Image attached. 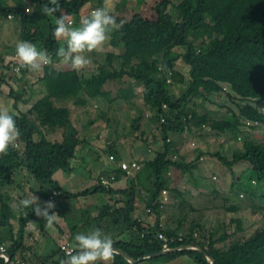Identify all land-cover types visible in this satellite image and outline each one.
Masks as SVG:
<instances>
[{"label": "trees", "instance_id": "trees-1", "mask_svg": "<svg viewBox=\"0 0 264 264\" xmlns=\"http://www.w3.org/2000/svg\"><path fill=\"white\" fill-rule=\"evenodd\" d=\"M46 2L47 0H34L39 9ZM105 2L106 0H60V11L52 17L56 19L67 14L77 22L84 6L95 3L96 9L104 7ZM158 2L154 7L155 20L151 34L134 37L137 30H134L133 25L124 35L121 32L115 39L120 50L119 57L115 61H108V64L102 57H97L96 59L101 58L102 64L88 78L79 75L77 71L59 72L45 66L42 70L44 95L26 113L11 114L22 133L19 141L9 147L8 154L0 156V208L2 206L1 209L7 211L6 216L0 218V227H9L8 255L11 264H59L60 259L65 257L60 246L48 256H38L32 252L31 247L23 243L29 221L34 222V226L41 231L46 224L42 218L35 216L31 208L24 210L27 211L26 217L24 211L8 209L11 202L17 203L19 199L25 198L23 195L13 196V190L18 189L20 192L23 189L21 183L29 186L30 180L38 187L37 191L30 189V193H35L42 202L79 199L97 193L114 199L119 197L112 204L95 208L94 216L90 215L89 210L80 225L81 230L78 222L73 219L65 220L70 231V248L77 233L100 229L111 236L116 249L125 252L135 261L159 253L161 246L156 239L157 232L161 231L168 237L176 236L187 218L181 214L187 203L181 200L177 205L180 211L177 216L179 224L175 228L159 226L163 205L158 203V199L168 189V171L173 168L185 173L191 171L195 165L194 162L184 164L178 158L177 151L174 153L173 143L167 141L171 132L180 133L184 126L191 125L198 130L207 127L208 132L200 135V138L204 136L206 142L214 138L212 143L229 137L231 139L227 140L230 142L234 139L240 141L241 135L231 137L230 133L241 132L244 135L240 141L241 146L234 147L236 149L232 151L231 157L227 158L218 151L212 157L231 173L234 165L246 164L249 174L253 173V180L264 185V142H252L247 134L250 130L264 126V117L260 114L264 110V0H180L177 4H172L171 0ZM169 8H172L174 15L169 12ZM0 11L7 18L13 17L19 21L21 40L34 43L39 50H46L52 59L57 57L56 52L62 44L52 35L55 24H51L48 19L44 22L45 15L40 13L34 19V14H28V10L17 6L0 5ZM175 49H180L181 52H176ZM180 66L188 69L189 79L186 89H180L176 94V85L183 81L178 72ZM27 71L21 69L18 77L24 76ZM107 82H117L120 87L127 85L119 89V99L110 101L111 103H130L134 88L142 87V102L150 112L149 121L160 134L162 149L156 151L154 158L145 162L142 169L134 173H137L135 176L125 175L127 186L123 190L111 189V184L118 175L114 170L113 175L105 177L102 174V179L105 180L114 177L108 186L102 185L101 180H98L92 188L79 193H67L53 177L60 171L71 174L74 170L71 163L77 158V151L80 148L84 150L87 145V136H79L72 126L71 110H83L87 108L90 99L104 95L98 93L94 96L93 92H101ZM125 89H128L127 92ZM222 94L220 109L228 110L230 117L212 118L211 112L205 111V108L200 111L196 106V99L206 104L213 102L212 95ZM8 95L13 96L12 91ZM17 102L14 99V105ZM60 102L70 103L59 106ZM191 102L193 107L189 108L188 104ZM228 105H233L236 112L227 109ZM84 112L85 110L82 111ZM86 113V128L104 119L108 128L116 122V117L99 114L97 110H86ZM139 119L140 117L137 121ZM118 125L116 130L121 129L124 124ZM41 129L45 132H61V140H48ZM35 136L38 137L35 139ZM119 136L115 137V141L119 140ZM106 150L109 154L111 149L108 147ZM110 157L116 160L113 155ZM23 171L27 176L23 174L25 180L18 185L15 175ZM137 198H144L146 208H150L155 215L154 226L146 228L136 218ZM254 200L251 196L252 203ZM258 200L264 206V197L260 196ZM234 209L231 207V210ZM52 211L65 216L59 211ZM11 215L17 219V233L9 223ZM85 226H89L88 230H84ZM237 232H241L240 223L236 226ZM230 237L226 233L217 236L212 232L206 236L201 226L191 225L188 241L177 242L176 246L193 242L206 251L214 264H264V225L246 239L236 238L227 247L217 248V244ZM182 256L188 257L195 264H209L202 253L192 250L150 257L138 264L159 259L169 262ZM114 261L113 264H130L118 254ZM3 263L0 259V264Z\"/></svg>", "mask_w": 264, "mask_h": 264}, {"label": "rangeland", "instance_id": "rangeland-1", "mask_svg": "<svg viewBox=\"0 0 264 264\" xmlns=\"http://www.w3.org/2000/svg\"><path fill=\"white\" fill-rule=\"evenodd\" d=\"M120 1L121 0H110V4H109L110 5L109 10L112 12L113 15L116 16L117 22L118 23L121 21L123 22V26L118 31H113L112 33H110L111 40H114L115 37L119 35L121 32L124 34L126 31L130 30V27L132 25L134 27V30H137L134 32V37L137 36L145 37L151 34L154 29L153 27V22L155 20L154 7L159 3L158 2L159 0H122V2ZM171 1L172 4H177L180 0H171ZM0 5L10 6V7L17 6V7H21L22 9L25 8V10L28 11L30 9L31 11H29L28 14H32V15L34 14V19H36L41 13L40 9L37 8V6H35L34 0H0ZM94 8H95V3H90L84 6V8L80 12V17L88 14L89 11ZM169 12L172 15H174V11L172 10V8H169ZM45 18L46 19L44 20V22H46L48 19L50 20L51 24H55V18H53L52 16L45 15ZM129 20L130 22H128ZM75 24L78 25L76 21ZM19 40H21L19 21L17 19H13V17H11V19L7 18L5 14L0 11V63L5 61V65L3 62L4 66L8 65L9 67L10 64L8 63L11 62L12 60L11 58L14 55L15 44ZM102 50H104V45L100 49L94 51L93 53L98 52L99 54H102ZM175 51L181 52L180 49H175ZM4 71L6 70L2 66H0V73ZM29 72L31 73L32 71ZM10 76H12V74H10ZM15 78L16 79H14L13 81L14 84L17 79L25 80L24 76L21 75L20 77H18V74H15ZM2 86L4 85H2V83L0 82V88ZM185 86H186L185 84L181 85L180 89L185 90L186 89ZM10 87L13 90L8 89L7 87L4 86V89H2V95L4 96H0L1 97L0 108H7L9 111L10 109L13 110L11 105L12 104L14 105L15 97L19 96L20 94L19 91H16L18 90V87H14L12 84L10 85ZM10 91H12L13 93V101L11 105H10L9 96L5 94V93H9ZM215 96L219 97V95H214V97ZM221 98L223 99V94ZM222 99L217 101L222 102ZM65 103H70V102H60L58 104L60 106ZM206 106H207L206 109L211 110L209 104H206ZM227 109L234 110L236 112V109L233 105H228ZM80 111L82 112V110ZM214 113L219 115L222 114V116L218 117V119H225L227 117H230L228 110L225 109H219ZM260 114L263 115L264 117V110L263 112L260 111ZM111 117H116V115L113 114ZM86 120H88V118ZM80 121L82 122L83 118H81ZM81 122H78L77 119H74L72 126L73 128L76 129L79 136L82 135L87 136V142L85 143L87 145L85 146L84 150H89V152H92L94 151L93 140H95V138L93 137L94 135H97V130L94 129L95 127L91 129L86 128L87 126L85 127V123H81ZM101 122H100L101 124H99V126L101 125V128H99L101 129V131L99 130L98 131L101 134L99 138L102 137L101 138V141H103L102 146H104L107 137H109V142H110V140L115 139V136L113 137L114 133L113 131L110 130V126L108 130H106V128L108 127L107 125L108 123L106 119L102 120ZM125 128H126L125 125L121 126V129L120 128L118 129L117 135H121L122 134L121 132ZM207 132H208L207 127H205V129H200V130L195 129L189 131V133H187V136L184 139L182 138L178 142L180 144L183 142V145H186L187 148L189 147L193 148L195 152V153L193 152L192 156L190 155L187 159H183V160L181 159L183 155L182 154L180 155L181 156L180 160L184 162V164L189 165L190 163H193L196 160L194 158L198 157L197 154L199 150L194 148L195 144H198L200 146L203 145L206 141L205 140L201 141L202 139L200 138V135H203V133H207ZM127 134L129 135V137H127L128 138L127 141L123 143L126 149L131 148V145H133L135 147L138 146L139 148L143 149V151L145 150L150 151L149 150V148L151 147V145H149L150 141H148V143L145 144L143 147V145H141L138 142L140 135H137V137H135L132 131L130 132L128 131ZM247 134L251 138L250 140H252V142L253 141L256 143L264 142V126H259L257 129L250 130L248 131ZM236 135H241L240 141H242L243 139L242 137H244V135L241 134V132L238 131L237 134H234L233 132L230 133L231 137H235ZM37 137L38 136H35L34 138L36 139ZM133 138L134 139L136 138V140L133 141ZM227 139H231V138L229 137ZM227 139L221 141L223 143V147H220L221 142L219 143L218 141L220 140H218L217 142L212 143L211 147H207L205 150L208 153L210 152L212 154L218 151L220 154L224 155L227 158L231 157L232 151H234V149L236 148H239L241 146V143L238 140L235 141V139L234 141L231 142L230 140L228 141ZM255 139L258 141H256ZM48 140L53 141V139L50 138H48ZM233 142H235L234 144L237 145L235 146ZM160 144L162 145L161 137L159 139V145ZM96 150L97 149H95V151ZM105 151L108 152L107 150ZM105 151L104 149H101L99 153L100 161L98 163H95L96 159L92 158L91 156L84 158L85 160H78V158L74 159L71 164L72 167L75 169V173L72 176H70L66 172L60 171L58 172V174H55L53 180L56 181L62 187V190L66 191L67 193H76L79 192L80 190L84 191L85 189L94 187V185L97 184V180H98L97 178H99L101 173L100 171L105 170L106 168H108L110 163L115 162L109 160L107 153ZM206 151L202 149L201 154L203 155V152ZM83 153H84L83 150L81 151L80 148L77 151L76 157H78L80 154ZM151 156L152 158H154V155L151 154ZM124 161L126 162V164L130 165V157L127 156L126 158H124ZM194 163H195L194 165L195 171L192 173V175L202 174L203 176H205V179L210 181V186H208L207 189L203 190L202 192L197 191L196 189L195 190L191 189L192 187L190 185V182L188 181L187 176H185L186 181H181L174 177L173 179L177 180V182L175 183L176 185H172V188L169 189V185H170L169 181L170 179H172V176L166 175V179L168 181V185H167L168 189L165 190V193L164 194L162 193L160 196L161 200L165 199V203L163 204L164 209L166 207H172L174 203H180L181 200L186 201L187 205L184 207L183 210H181V214L187 217L185 223H183V228L181 230V233L183 235L185 236L188 235L190 230V225L201 226L206 236L211 232L215 233V235L217 234V236L221 235L222 233H226L231 237L225 242H223L222 245L221 244L217 245V248H221V246L227 247L228 244L236 238L240 240L248 238L257 229L261 228L264 225V206L259 204V200H258L260 196L264 197V185L262 183H258L257 181L253 180V173L250 172L249 174V167L245 166L246 164L240 163L234 165L232 167V173H231L222 163L218 162L216 158L209 157L206 160L201 159L200 161H196ZM103 166L105 167L103 168ZM101 167L103 169H101ZM111 167L114 166L112 165ZM79 168L82 170H80ZM15 176H16L15 180L19 185L21 174L17 173ZM213 177L214 180L213 179L211 180V178ZM115 181L113 182V184L115 183ZM31 185L32 184L30 183L29 186ZM19 195L20 194L18 193L16 196ZM140 196L142 197V195ZM251 196L255 198L254 203H252L251 201ZM115 199L117 198L115 197ZM115 199L114 197L111 198L108 195L97 193V194H90L87 197H81L79 199H66V201L64 202L61 201L62 203H59V201L56 202L51 201L54 202L56 210L65 215L63 217L62 215L60 216L58 212H56V214L59 216L57 220V224L61 226L63 224V227L67 232L65 237L63 236V238L60 237L58 238L60 240V244L58 245L61 247L62 245H67L70 242V240L68 241V236H70L69 226L67 225L65 220L73 219L75 222L79 223L78 226L80 228V225L83 223L84 216L87 215V212L85 210H90L91 212L90 215L94 216L96 215V212L95 209H93V206L95 208H99L107 203L112 204L114 203L113 200ZM41 202L42 201H39L40 204H42ZM141 203L143 204V202ZM10 205L14 206L15 204L14 203L8 204V209L11 210L12 206ZM84 206L85 208L83 209ZM231 207H234L235 209L231 210ZM1 208L3 209L2 206ZM1 208H0V218H2V216H6L7 214V211H3ZM4 208L7 209L5 206ZM142 209L143 208L139 209L141 218L143 216L145 220H149L151 216L152 220L154 219L153 217L154 214L147 215L145 212L142 211ZM179 212L180 211L177 210L176 216L179 215L178 214ZM172 213H174V211L170 210V214ZM239 223L241 224V232L236 233V226ZM178 224L179 222L176 218L173 227L177 226ZM88 227L89 226H85L84 230H88ZM35 230L39 231L37 227H35ZM47 247L50 249L55 248L53 242L50 241L47 242ZM178 261L187 262L188 260L185 257H183L180 258ZM147 264H163V263L161 259H159L157 261L153 260L151 262H148Z\"/></svg>", "mask_w": 264, "mask_h": 264}, {"label": "crops", "instance_id": "crops-1", "mask_svg": "<svg viewBox=\"0 0 264 264\" xmlns=\"http://www.w3.org/2000/svg\"><path fill=\"white\" fill-rule=\"evenodd\" d=\"M120 2H122V0ZM109 4H110V0H106V2L104 4V8H106L109 12H111L109 10V8H110ZM120 8H121V5H120ZM79 20L77 21V24L79 23ZM74 22H75V20H74ZM128 22H130V20ZM122 35H124V34H122ZM115 39H116V37H115ZM115 39L111 40V38H110L109 41H106V45L104 44V50H102V54H99L98 52L97 53H91L90 56L92 59V63L87 68L79 71L78 72L79 75L83 76L84 78L90 77L96 71L97 67L102 64L101 58L96 59L97 57H102V60L104 59L106 64H108V61H112L115 58L119 57L120 50H119V47H118ZM61 44H63L62 41H61ZM113 50H115V51H113ZM11 59L13 60V57ZM51 60H52V63L48 66L52 67L55 71H59V72L72 71L69 67H67L66 65H64L61 62V60L58 56L53 58V59L51 58ZM3 62L5 65V61H3ZM3 62L0 63V66H2L6 71L0 73V78H1L0 82L2 83V85L7 87L8 89H12L10 87L11 84L14 87H18V90H16V91H19V93H20L19 96L15 97V99L18 100L17 105L16 104L11 105V103L13 101V96L11 97L10 95H8L10 92L5 93L6 95L9 96L10 105L13 108V110L10 109L9 112H10V114H14V115H18V113H20V114L26 113L31 108V106L38 99H40L45 93V86H44V83L42 81L43 71L30 73L28 70L27 73L24 75L25 80L17 79L15 84H14L13 81H14V79H16L15 74L13 73V70L10 67V65H9V67L11 69L8 67V65L4 66ZM179 68H181V66ZM109 72L111 73L110 70H109ZM178 72L180 73V76L183 77V81H181L180 83H178L176 85V87H178L175 90L176 94L180 91L181 85L185 84L186 85L185 87H187V83H188V79H189L187 68H181L178 70ZM10 74H12V76H10ZM4 86H2L0 88V96H4V95H2V89H4ZM120 86L121 85L117 82H107L104 85V87L102 88L101 92H96V93L93 92L94 96H95V94H98V93H104V95L99 96V97L97 96L95 99L94 98L90 99V102H89L87 108L85 107V109L82 110V111L85 110L84 113L79 111V109L78 110H76V109L71 110L72 111V113H71L72 121L74 119H77L78 122H80V119L83 118V121L81 123H84V117H88L86 115L87 114L86 110H91V111L97 110V111H99V114H102V115H106V114L107 115L109 114L110 116H112L113 114L116 115V122H114L110 127V130L113 131V133H114L113 137L114 136L116 137V135H117L118 130H116V128H118V126H119L118 124H124L126 126V128L123 130L122 134L119 136V140L115 141V139H114L113 142H112V140H110V142H109V137H107L105 145L102 146V143H103V141H101L102 137L99 138L101 136V134L99 133V131H101V129H99V128H101V125L99 126V124H101V123L98 122V123L91 124L89 129L95 127L94 129L97 130V135H94V137H93V138H95V140H93V150L94 151L89 152V150H83L84 153L80 154L77 157L78 160H85L84 158L91 156L92 158L96 159L95 163H98L100 161L99 153H100L101 149H104V151H105L109 147L111 150H110L109 154H107L108 158L110 157V155H113L116 160H114L115 161L114 163H110L108 168H106L103 171H100L101 176H99V178H97V179L101 180L103 178L102 174H104V176L106 177L109 175H113L114 173L117 172L118 175L116 174L117 176H115L116 181L114 184L113 183L111 184V189H114V190H123L127 186V179L124 178L125 177L124 173H122L119 169V165L121 163H126L124 161V158H126L127 156L130 157V164L132 162H137L140 165V168L142 169V165L145 162H148L152 159L151 154L155 156L156 151H160L162 149V145L161 144L159 145L160 134L154 128L152 122L149 121L150 112L146 107H144L143 102H142V92H143L142 87H135L134 88L133 98H132L130 103L125 102L122 105L118 102L111 103L110 101H113V100L117 101L116 99H119L117 97L119 95V89L126 87L127 85H124L122 87H120ZM125 90L127 92L128 89H125ZM221 96L222 95H219V97H217V96L214 97L213 95L211 96L212 100L215 102H207L206 103V104H209V107H211V110L206 109V107H207L206 104H204L200 99H196V102H197L196 106L199 107L200 111H203L202 108H205V111H207V110H209V112L211 111V113H212L211 117L212 118H213V116L214 117H220V116H222V114L219 115V114H215L214 112H216L217 110L220 109L221 103L223 102V99L221 98ZM221 99H222V102L217 101V100H221ZM211 103H213V104H211ZM192 104H193V102L189 103L188 107L192 108L193 107ZM200 105H203L204 107H200ZM68 106H70V104ZM222 109H224V108H222ZM139 117H140V119L137 121V118H139ZM134 122H135V124H134ZM115 126H116V128H115ZM189 126H191V125H189ZM195 129L196 128H194L193 126H191V127L184 126V128L181 129L180 133L171 132L169 134L168 140H170V142L173 143V146H174L173 151H174V153L177 151V155H178L179 159L181 157L180 156L181 154L183 155V157H181L183 159H187L190 155L192 156V154L194 152L193 148H190V147L187 148L186 145H183V142L181 144L178 142L182 138L184 139L187 136V133L189 130L192 131ZM106 130H108V127L106 128ZM41 131L47 139L50 138V139H53L56 141L61 140V132H59V131H57L55 133L54 132H48V131L45 132L42 129H41ZM128 131H132L135 137H137V135H140L138 142L141 145H143V147L145 144L148 143V141H150V143H149V145H151V147L149 148L150 151H148V150L143 151V149L139 148L138 146L135 147L133 145H131V148L126 149L125 146L123 145V143L125 141H127V139H128L127 137H129V135L127 134ZM146 134H147V136H146ZM142 136H144V137H142ZM135 140H136V138L135 139L133 138V141H135ZM203 140H204V136L202 137L201 141H203ZM213 140H215V139L210 138L204 144L200 141L203 144L201 146L198 144H195L194 148L199 150V152L197 154V156H198L197 158L199 159L198 161H200L201 159L206 160L207 158L212 157L211 155H213V154L210 152L208 153L205 149L207 147H211V143L213 142ZM220 141H224V138H220ZM99 143H100V145H99ZM220 144H221V147H223V143L221 142ZM95 149H97V150L95 151ZM202 149H204V151H206V152H203V155L201 154ZM204 154H206V155H204ZM197 158H194V159H196L194 162L197 161ZM212 158H214V157H212ZM112 165L114 167H111ZM104 167L105 166H103V168ZM103 168L101 167V169H103ZM80 170H82V169H80ZM114 170H115V172L112 173ZM194 171H195V169L193 168L191 171H186L183 174V173L179 172L178 170L171 168L167 173V176H172V179H170V181H169V183H170L169 189L172 188V185H176L175 184L177 182L176 179L181 180V181H186L185 176L188 177V181L190 182V185L192 187L191 189H193V190L196 189L197 191H200V192L207 189L208 186H210V181L206 180L205 176H203L202 174L192 175V173ZM74 173H75V169L69 175L72 176ZM108 173H110V174H108ZM23 174H24V176H27L25 174V172L23 171L21 173L20 181L25 180L23 178ZM56 174H58V172ZM136 174H134L133 176H135ZM174 177L176 179H173ZM213 178H211V180ZM30 182L32 184L31 186H26L25 183H21V185H23V189H20L21 190L20 192L18 189H14L12 192V195L15 197H20L22 195L27 197L28 194L30 193V189H32L33 191H37V189H38L37 185L32 180H30ZM118 185H119V187H118ZM81 191H83V190H80L79 192H81ZM79 192H76V193H79ZM18 193L20 195L16 196ZM137 194H139V192ZM34 196H36L38 198V196L35 193H34ZM116 198H119V197L116 196ZM38 201H40V200L38 199ZM64 201H66V200H64ZM64 201H62V202H64ZM62 202L59 201V203H62ZM136 202L138 205L137 211H136V218H139V220L143 223L144 227H146V228H148V226L149 227L154 226L155 222H156L154 215H153V217H154L153 220H152L151 216H150L149 220H145V218L143 216H142V218L140 217V212H139L140 208H143L142 211L146 213L145 201H143V199L141 200V199L137 198ZM141 202H143V204ZM11 203L16 204V202H11ZM41 203H42L41 205H43L45 202H41ZM178 204L179 203H174L172 207H166L165 209L163 207V214L161 215L160 222H159L160 223L159 226L161 228H166V227L175 228L173 226H174L175 220L177 218L176 214H177V210H178V208H177ZM10 206H12V205H10ZM84 208H85V206L83 207V209ZM12 209L15 210L14 206H12ZM83 209H82V211H83ZM93 209H95L94 206H93ZM53 210L57 211L56 208H54ZM170 210H173L174 213L170 214ZM85 211L88 212L89 210H85ZM151 214H149V215H151ZM169 217H171V218H169ZM167 220H169V221H167ZM9 223L12 226L13 230L15 232L16 231L18 232V230H17L18 229V222H17V219L15 218L14 215L9 216ZM182 228H181V230H182ZM181 230L176 234V236H171V237H168L163 232L162 233L166 237L172 238V239H175V238L179 237L180 235H181V237L188 239L187 235L185 236L181 233ZM24 233H25V235H24L23 243L25 244V246L31 247L32 252L38 256H48L51 253L55 252L56 249H58V247H59L58 244H60V240L58 238L59 237L63 238V236L65 237L67 232L65 231L63 224L61 226V225L57 224V221H56V223L54 225V230L48 229L44 226V230L36 231L35 226H33V227L27 226ZM9 238H10L9 227H0V242L4 243L7 247V249L9 248L8 245H10ZM70 239H71L70 236H68V241ZM48 241L53 242L55 248H52V249L48 248L47 247ZM185 241H188V240H185ZM68 247H69V245H68ZM222 247L223 246H221V248ZM28 255H29V253H28ZM17 256H19V254ZM183 257H185L188 261L187 262H179L178 260L180 258H183ZM180 258H178L176 260L169 261V262L162 261V263L163 264H195L191 259H189L186 256H182ZM113 263H115L114 260H113L112 264ZM136 264H138V263H136Z\"/></svg>", "mask_w": 264, "mask_h": 264}, {"label": "clouds", "instance_id": "clouds-1", "mask_svg": "<svg viewBox=\"0 0 264 264\" xmlns=\"http://www.w3.org/2000/svg\"><path fill=\"white\" fill-rule=\"evenodd\" d=\"M29 11L31 10L29 9ZM40 11L43 15L53 16L60 11V0H47ZM122 26L123 22L118 23L116 16L104 7L90 10L88 14L80 18L78 25L67 14L61 15L55 19V28L52 32L56 40L63 42L62 46L58 48L56 56L71 70L79 72L92 63L90 54L100 49L106 41L110 40V33L118 31ZM13 60L17 64V67L14 68L16 72L21 69L40 72L45 66L52 63L51 57L46 50H38L34 43L23 40L16 42ZM21 134V130L17 127L16 121L9 110L0 108V156L8 154L9 147L19 141ZM167 141L169 142V140ZM162 193L164 194L165 191ZM158 203L163 205L165 199L161 200L159 198ZM14 208L16 211H24L31 208L35 216L42 218L46 222L45 227L48 229L54 230V225L59 217L52 211L55 208L54 202L49 201L41 205L33 193H29L27 197L19 199ZM148 209L150 208H146V213ZM151 213L153 212L151 211L147 214ZM26 216L27 211H24V217ZM34 225L35 223L32 221L27 223L28 227H33ZM182 240L188 239L181 236L175 238V242L171 244L167 252L172 253L181 250L198 251L197 248L199 246L193 242L185 243L179 247L176 246L177 242H182ZM73 241L72 247L66 250L65 257L60 259L59 264H112L114 257L118 254L111 236L100 229L77 233ZM2 251L3 249L0 248V252ZM161 251L163 250L161 249ZM205 257L208 261L209 257L207 255Z\"/></svg>", "mask_w": 264, "mask_h": 264}, {"label": "built area", "instance_id": "built-area-1", "mask_svg": "<svg viewBox=\"0 0 264 264\" xmlns=\"http://www.w3.org/2000/svg\"><path fill=\"white\" fill-rule=\"evenodd\" d=\"M11 67H12V70L14 73H16V74L19 73V72L14 71V68L17 67L15 60H12ZM109 160L114 161L113 157H109ZM119 169L121 172L124 173V175H131L132 176L135 172H137L140 169V167L136 162H132L130 165H128L126 163H121L119 165ZM110 180H114V177L111 176L109 178V180L101 179V184L104 186H108ZM150 212H151V210L148 209L147 213H150ZM156 239L160 243L161 249L163 251H168L170 249L171 244H173L175 242V239L166 237L162 232H157ZM0 248L3 249V251L0 252V259H2L4 261V263H6V264H11V262H10L11 258L9 259L8 249H7L6 245L4 243L0 242ZM60 249L65 254L66 250L70 249V248L68 247V245H62L60 247Z\"/></svg>", "mask_w": 264, "mask_h": 264}, {"label": "water", "instance_id": "water-1", "mask_svg": "<svg viewBox=\"0 0 264 264\" xmlns=\"http://www.w3.org/2000/svg\"><path fill=\"white\" fill-rule=\"evenodd\" d=\"M197 250L200 253H202L204 256H206V252L203 249L198 247ZM117 251H118V255H120L122 258H124L126 261H128L131 264L139 263V262L143 261L144 259H148L150 257H154L155 258V257L164 256V255L169 253L167 251H161V252L156 253V254H151V255L145 257L144 259H138L137 261H135L129 255H127L125 252L121 251L120 249H117ZM9 259H10V256H9ZM208 261H209V264H214V261L210 257L208 258ZM3 264H6V263H3Z\"/></svg>", "mask_w": 264, "mask_h": 264}]
</instances>
